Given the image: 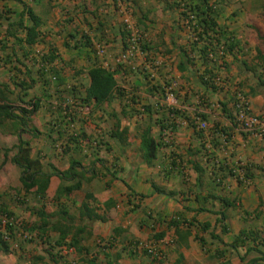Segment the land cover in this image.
<instances>
[{"label": "crops", "instance_id": "crops-1", "mask_svg": "<svg viewBox=\"0 0 264 264\" xmlns=\"http://www.w3.org/2000/svg\"><path fill=\"white\" fill-rule=\"evenodd\" d=\"M170 4L172 0L131 1L127 11L147 45L133 68H122L115 60L123 48L124 25L115 0H0V42L7 46L5 51L0 46V85H8L11 92L8 112L15 116L18 108L38 105L29 123L34 132L15 129L11 124L16 119L0 117L4 125L0 129V203L29 226L41 225L37 215L41 210L50 224L71 218V233L83 230L75 238L79 245L62 246L67 249L65 255L57 253L61 247L56 245L48 249L40 242H26L17 255L0 251V264H250L264 252V133L238 131L233 106L234 98L242 95L254 115L264 113V85L258 80L264 72L246 70L241 64V60L248 66L253 63L254 43L250 33L237 34L245 50L238 60L226 57L228 71L215 80L218 89L213 90L206 85L209 76L200 61L194 66L183 63L182 52L192 40L191 33ZM28 11L40 21L36 29L40 41L31 48L14 45L12 35L24 38V31L9 28L20 20L24 27L31 26ZM232 18L219 22L227 19L235 32L238 23ZM85 41L90 45L84 46ZM75 42L81 45L76 47ZM98 45L105 49L102 58L96 55ZM51 50L56 58L47 68L58 75L55 80L54 73L48 75L44 85L34 74L39 58ZM7 56L11 63L4 60ZM93 63L113 71L117 87L131 92L133 102L124 96L110 104L96 106L92 100L80 107L65 96L62 91L69 87L84 91ZM28 70L31 77L25 75ZM15 73L29 84L33 78L34 85L25 92L16 88ZM168 91L174 100L166 98ZM4 102L0 100V105ZM196 117L207 123L209 140L189 123ZM168 121L177 126L167 144L161 125ZM143 136L157 143L149 164L143 160ZM21 139L29 143L30 159L50 175L45 199L35 196V188L25 193L22 187L21 170L12 162ZM59 142L63 143L60 152L55 148ZM211 142L210 157L222 167L220 183L203 161ZM238 165L248 168V184L230 175L229 170L235 169L240 176ZM75 184L80 185L78 190L54 200L60 189ZM84 203L104 220L90 221L82 215ZM221 213L226 234L216 223ZM173 217L180 224L169 223ZM205 224L209 228L201 231ZM50 227L46 233L54 245L59 234ZM242 230L261 235L258 250L248 251L251 241L232 247ZM160 232L165 235L156 240L154 235ZM129 241L153 246L164 253V261L127 250Z\"/></svg>", "mask_w": 264, "mask_h": 264}, {"label": "trees", "instance_id": "trees-1", "mask_svg": "<svg viewBox=\"0 0 264 264\" xmlns=\"http://www.w3.org/2000/svg\"><path fill=\"white\" fill-rule=\"evenodd\" d=\"M223 6H225V0H172V4H170L168 7L175 9L179 12V19L180 22H183L189 29L191 33L192 40L190 41L189 46L183 50V59L186 65H195L196 61H200V64L205 68V74L208 75V79L206 80L207 87L217 90L218 86L215 85V80L220 81L219 76L224 75L228 71V63L226 61L227 56H232L234 59L238 60V55H242L243 51L245 50V46H240V40L241 38L237 37V33L230 31V25L226 23L227 19H225L224 23H220V19L222 18L223 13ZM258 11V15H255V19L262 23L264 25V3L260 5ZM27 15L29 19L32 21V25L29 27H24L22 24V21H18L16 24H10L9 28H22L24 31V38H20L19 36L15 34H11L14 37V45H26L27 47L34 46L38 41H40V34L36 30L40 26V21L34 16V14L31 11L27 12ZM233 17L237 16L236 14H232ZM254 21V20H253ZM245 29L250 31V38L251 41L254 43V50L255 54L253 56V63H251L250 66L246 63V61L241 60V64L245 66L246 70L249 71H263L264 72V33H261L260 29L255 28L254 25H251L250 23H247L245 25ZM264 28V27H263ZM123 34H124V44L125 45V29L123 26ZM253 31V32H251ZM245 34V32H241V34ZM6 34L10 35V32H6ZM84 46H89L90 41L82 42ZM76 47H79L81 44L79 42H75ZM147 45L146 40H144L141 43V52L145 49ZM1 49L5 51L7 48L6 42L1 41L0 42ZM13 56V54H12ZM54 51L51 50L47 54L41 56L39 58V64L38 70L35 72L34 75H37L41 81H43L44 85H47V76L50 74H53V78L57 79L56 75L57 72L52 70V68H47L52 61L55 59ZM11 57L7 56L5 57V61L8 63H11L10 61ZM0 61L2 59L0 58ZM135 62V61H134ZM185 64L183 66H185ZM122 68H133L130 65H120ZM260 69V70H259ZM31 71L28 70L27 74L25 75L27 77H31ZM80 75V74H78ZM87 78H88V85L85 87L84 91L75 90V87H69L66 90L62 91L65 96L69 95L73 99V101L78 102V106L80 107H87L90 105L91 101L94 100V103L96 106H100L103 104H110V102L114 98H121L126 97L128 102H133V96L131 92L124 93L123 89H120L117 87V82L114 78L115 73L113 71H110L109 69L99 65V64H92L91 67L87 70ZM15 80L13 81V84L16 88L20 89L21 91H27L34 85V79L30 78V84L28 82H25L22 78L18 77V74H14ZM258 80L260 82V85H264V73H260L258 75ZM32 83V84H31ZM8 85L1 84L0 85V100L5 101L3 104L0 105V117L4 119H16L14 122H12V127L15 129L19 126L24 129H29L30 132H34L35 130L30 127V118L37 110L38 105L33 104L32 108L26 109L18 108V115L12 116L13 114H10L8 110L10 109V106L8 105V102L10 100L9 96L11 92L8 90ZM68 93V94H67ZM241 94V93H240ZM245 98V96H242ZM8 99V100H7ZM247 100V99H246ZM65 102L64 99H62V102ZM234 102L237 101L236 98L233 100ZM249 103V102H248ZM250 106V104H249ZM9 109H8V108ZM70 109V105L67 107ZM251 111V109H250ZM252 113V112H251ZM71 111L66 113V117H70ZM253 114V113H252ZM254 115V114H253ZM260 119H264V113L260 115H256ZM72 117V116H71ZM10 121V120H9ZM168 122H164L161 125V130L164 131L166 128V124ZM194 128H196L195 125H193L192 122H189ZM172 126V130L174 131L176 129L175 125L170 123ZM4 129V125H0V129ZM197 130V129H196ZM199 131V130H198ZM202 133V131H200ZM260 134V133H257ZM68 141V140H67ZM213 144V143H212ZM56 148V147H55ZM141 148L143 151V160L146 163H151V161L156 156V150H157V143L154 142V140L148 136L142 137L141 142ZM16 153L14 154L12 158V162L21 170L20 175V182L22 184V187L24 188L25 193L30 192L31 189L35 188L34 194L35 196L39 197L40 199L46 198V190L49 185L50 175L45 174L41 171V167L37 160H32L29 157V143L26 141H23L22 139L19 141L18 145L15 147ZM9 150H4V155L8 153ZM222 170V167H220ZM247 167H239V170L242 171L244 177H246L248 180H250V175L247 172ZM234 170H229L230 175L235 177L241 184L243 182L240 179V176H237L234 173ZM215 180V179H214ZM216 182V181H215ZM218 184V183H217ZM80 187L79 184L71 185L65 188L60 189L59 193L54 196V200L58 201L60 196L62 194H65V196L70 195L74 190H78ZM3 198L0 195V199ZM87 199H91V196H87ZM17 201V200H16ZM21 202V201H19ZM230 205V204H228ZM232 206V205H231ZM81 211L83 212L82 215L89 218L90 221H95L98 219L104 220L102 217L98 216L92 209L89 208L87 203L82 204ZM66 214V213H64ZM0 215L5 216L7 219H10L6 226L5 230L8 233V236L11 238V240H6L4 238V234L2 231H0V251L8 255L12 253L15 250H12V243L13 241H18L16 239V227H21L23 230L28 232H35L39 238L44 239L42 243L48 244L49 237L46 233L47 227L50 225L51 229L53 231H56L59 234V238L57 241L54 242V245L51 246L54 247L55 245L57 247L66 246L67 248L75 247L79 245V242L75 239L79 232H82L83 230H74L72 232V227H70L68 224L71 221V218H65L63 224H59L58 222L52 223L48 220L49 217L46 216V214L43 211L37 212L38 217L41 218V225L40 224H34L33 226H29L26 222H24L21 219H18L17 216H15L11 211H9L4 202L0 203ZM67 215V214H66ZM223 218L224 214H219V218L217 219L216 223L221 226V234H226L227 229L223 225ZM172 225H178L180 224V221L177 217L171 218L169 221ZM186 223V222H184ZM187 225V224H186ZM61 226V227H59ZM209 228V225L205 224L203 226H200L201 231H205ZM215 230V229H214ZM213 230V232H214ZM212 232V233H213ZM73 234V237L71 241H67V237ZM165 235V232H160L154 235L156 240L163 239ZM213 239L219 240V236H216L214 234H210ZM261 235H259L256 231H247L242 230L240 234L234 239L232 247L237 248L238 246L245 245L246 241H251L253 243V246L248 247V251H256L259 249V246H261L260 240ZM113 238V237H112ZM200 242H203L201 238H198ZM264 241V238H263ZM19 249L21 248V244L19 243ZM49 245V244H48ZM141 245L143 248L140 250L141 254L146 255L147 257L152 258L156 262H163L164 261V253L158 251L156 248L154 250L156 252H160L162 255V258L158 259L155 254H150L147 252L145 244H141L139 241H129L127 247V250L139 251L138 246ZM246 246V245H245ZM126 250L123 249V251ZM134 250V251H133ZM58 253V252H57ZM135 253V252H134ZM260 257L256 260H253L250 264H258V261H261L262 264H264V252H259ZM56 254V253H55ZM222 254V252H220ZM92 262L94 263L95 260L92 259Z\"/></svg>", "mask_w": 264, "mask_h": 264}, {"label": "built area", "instance_id": "built-area-1", "mask_svg": "<svg viewBox=\"0 0 264 264\" xmlns=\"http://www.w3.org/2000/svg\"><path fill=\"white\" fill-rule=\"evenodd\" d=\"M131 1L132 0H115V6L119 10V13L123 16V25L125 29V45L122 48V51L120 54L117 56L115 62L117 65H130L134 63L136 60L137 56L141 54V43L145 40V36L142 32H140L134 23L132 22V19L130 17V14L127 11V7L131 6ZM96 55L99 57H103L105 55V49L103 46L98 45L96 47ZM55 80V78H53ZM166 98L169 100H174V95L171 91H168L166 94ZM237 99L236 102L233 103L234 110H235V115H234V123L238 131L241 132H248V133H264V119L258 118L256 115H253L250 111V106L246 98L242 97V95H238L235 97ZM70 100L73 101L72 98ZM67 103L68 105H72ZM193 125L196 126V129L199 131H202L206 139L209 140V128L206 122L202 121L200 118L196 117L193 118ZM174 124L175 127L177 126V123L174 121H170L168 124H166V128L163 131L164 137L163 140L165 143H170L173 135V130L171 124ZM224 140L226 139V136L223 138ZM212 142L208 143L206 145V150H207V155L203 159L205 164H208L210 167L217 169V172H212L211 176L214 177L215 181L220 183L222 181L221 177L218 176L219 174V169H220V164L218 160L213 159L210 157L211 149H212ZM56 151L60 152L63 148V143H58L56 146ZM239 167V165H238ZM238 169V168H237ZM240 174V179L244 184H248L250 180H248L246 177H244L243 173L241 170H237ZM11 222L10 219H7L5 216L0 215V231L3 232L4 238L6 240H11V238L8 236V233L5 230V226L8 222ZM16 239L18 241L12 243V250H18L19 249V242L26 243V242H34V240L37 241H43L44 239L39 238V236L35 232H28L23 230L21 227H16ZM143 247L141 245L138 246V249L141 250ZM147 252L150 254H155L158 259L162 258V255L160 252H156L154 250V247H148L146 246ZM67 253V249L65 247L58 248V254L60 255H65ZM75 264V263H73Z\"/></svg>", "mask_w": 264, "mask_h": 264}, {"label": "rangeland", "instance_id": "rangeland-1", "mask_svg": "<svg viewBox=\"0 0 264 264\" xmlns=\"http://www.w3.org/2000/svg\"><path fill=\"white\" fill-rule=\"evenodd\" d=\"M264 3V0H227L225 1V8L223 10L222 18H229V16H233L232 14H236L232 19L237 21V30L235 31L237 34L240 32H245V34H249L250 31L246 30L245 25L250 23L254 25L255 28L260 29L261 33H264V25L255 19V15H258L259 7ZM254 20V21H253ZM253 32V31H251ZM136 61V60H135ZM136 63V62H135ZM210 174L212 172H217V169L210 167ZM38 243L41 241L34 240V243ZM21 244V242H19ZM22 243L21 245H23ZM49 244V245H48ZM48 244H44L46 248H51L53 246V241L49 240ZM20 253V249L13 251L11 254L17 255ZM25 259L22 260L24 263ZM25 264V263H24Z\"/></svg>", "mask_w": 264, "mask_h": 264}]
</instances>
